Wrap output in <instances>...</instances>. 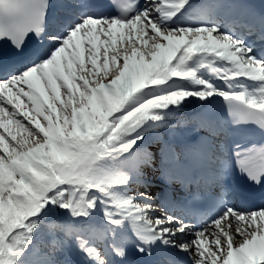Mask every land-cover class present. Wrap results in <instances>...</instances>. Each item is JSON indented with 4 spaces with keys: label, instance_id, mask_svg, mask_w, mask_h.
Masks as SVG:
<instances>
[{
    "label": "snow or ice",
    "instance_id": "obj_1",
    "mask_svg": "<svg viewBox=\"0 0 264 264\" xmlns=\"http://www.w3.org/2000/svg\"><path fill=\"white\" fill-rule=\"evenodd\" d=\"M60 7L0 0V264H264V203L243 207L264 201V146L226 149L208 115L198 148L173 143L179 114L217 98L264 135V12Z\"/></svg>",
    "mask_w": 264,
    "mask_h": 264
},
{
    "label": "bare ground",
    "instance_id": "obj_2",
    "mask_svg": "<svg viewBox=\"0 0 264 264\" xmlns=\"http://www.w3.org/2000/svg\"><path fill=\"white\" fill-rule=\"evenodd\" d=\"M218 1H222V0H218ZM258 3L259 4L257 5V9L258 10L264 9V0L261 2H258ZM191 106H192V108H201V106L198 103L192 104ZM203 117H204V115H199L198 111L195 113H190V112H187L185 110L182 113H180L178 116V118H180L184 122H197V123H200V121ZM192 130H194V129L190 128V127H188V130H185V128H182L177 136L188 134Z\"/></svg>",
    "mask_w": 264,
    "mask_h": 264
},
{
    "label": "rangeland",
    "instance_id": "obj_3",
    "mask_svg": "<svg viewBox=\"0 0 264 264\" xmlns=\"http://www.w3.org/2000/svg\"><path fill=\"white\" fill-rule=\"evenodd\" d=\"M43 246V245H42Z\"/></svg>",
    "mask_w": 264,
    "mask_h": 264
}]
</instances>
